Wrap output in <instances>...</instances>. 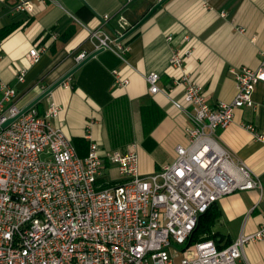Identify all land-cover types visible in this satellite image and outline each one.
Instances as JSON below:
<instances>
[{
    "label": "crops",
    "instance_id": "crops-1",
    "mask_svg": "<svg viewBox=\"0 0 264 264\" xmlns=\"http://www.w3.org/2000/svg\"><path fill=\"white\" fill-rule=\"evenodd\" d=\"M18 1L0 0V82L15 88V103L25 108L78 65L76 53L83 50L89 57L98 51L88 38L101 26L98 15L109 14L112 29L125 34L159 0H30L31 11L15 10ZM122 41L129 45L123 57L98 51L33 106L39 114L50 102L61 107L50 121L79 156L92 141L120 151L134 145L139 172L148 174L173 160L191 125L182 86L175 84L181 70L170 63L171 54L191 50L183 68L212 107L230 101L236 93L232 69L256 68L261 59L264 0H166ZM33 46L45 47L36 62L28 57ZM112 70L128 79L127 85L117 86ZM149 72L159 74L155 93L148 90ZM252 99L253 106L234 110L217 138L255 173L260 187L226 194L211 206L207 239L217 247L253 233L264 219V146L246 127L264 135V81L254 86ZM110 172L117 176L114 168ZM244 255L247 264H264V238L247 242Z\"/></svg>",
    "mask_w": 264,
    "mask_h": 264
},
{
    "label": "built area",
    "instance_id": "built-area-1",
    "mask_svg": "<svg viewBox=\"0 0 264 264\" xmlns=\"http://www.w3.org/2000/svg\"><path fill=\"white\" fill-rule=\"evenodd\" d=\"M13 8L31 11L32 4L19 0ZM98 16L101 26L88 34L95 50L123 57L129 50L124 34L112 29L109 14ZM44 50L33 46L28 57L36 62ZM190 54L181 49L169 59L181 70L175 84L190 108L186 143L175 146L171 162L148 174L139 172L134 145L120 151L92 141L79 156L50 121L59 105L50 102L43 114L33 105L20 108L15 88L0 82V264H247L244 245L264 238V219L256 231L224 247L190 237L199 215L219 198L260 187L255 173L219 143L217 131L232 122L236 108L254 105V86L264 81V49L256 68L232 69L236 93L214 107L183 68ZM87 56L81 50L74 60ZM112 74L117 86L127 85L117 70ZM16 77L22 81L24 70ZM145 79L150 92L160 90L158 73ZM246 127L264 146V135Z\"/></svg>",
    "mask_w": 264,
    "mask_h": 264
},
{
    "label": "water",
    "instance_id": "water-1",
    "mask_svg": "<svg viewBox=\"0 0 264 264\" xmlns=\"http://www.w3.org/2000/svg\"><path fill=\"white\" fill-rule=\"evenodd\" d=\"M164 1H166V0H159L156 4H154L152 7H151V9L148 11V13L137 23V24H135L127 33H125L122 37H121V39H123L126 35H128L130 32H132L135 28H137L146 18H148L152 13H153V11L158 7V6H160ZM98 51H101V49L100 50H98ZM98 51H96V52H94L93 54H91L89 57H87L86 59H84L83 61H81L80 63H78V65L74 68V69H72L70 72H68L64 77H62L56 84H58V83H60V82H62L65 78H67L76 68H78V67H80L84 62H86L90 57H92L93 55H95L96 53H98ZM55 84V85H56ZM54 85V86H55ZM54 86H52V87H49L48 89H46L43 93H41L30 105H28L25 109H27L29 106H31V105H33L35 102H37V101H39L41 98H43L45 95H47L50 91H51V89L54 87ZM24 109V110H25ZM13 118H9V119H7L4 123H3V127H6L9 123H10V121L12 120Z\"/></svg>",
    "mask_w": 264,
    "mask_h": 264
},
{
    "label": "trees",
    "instance_id": "trees-1",
    "mask_svg": "<svg viewBox=\"0 0 264 264\" xmlns=\"http://www.w3.org/2000/svg\"><path fill=\"white\" fill-rule=\"evenodd\" d=\"M126 43V42H125ZM213 205V204H212ZM211 205V206H212ZM211 206L198 217L197 225L192 232L190 242L207 239L210 230V217L208 215Z\"/></svg>",
    "mask_w": 264,
    "mask_h": 264
}]
</instances>
